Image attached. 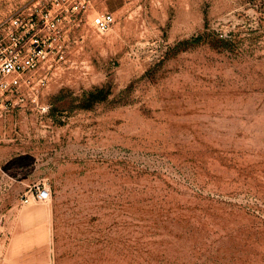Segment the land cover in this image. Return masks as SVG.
I'll return each instance as SVG.
<instances>
[{
  "label": "rangeland",
  "instance_id": "1",
  "mask_svg": "<svg viewBox=\"0 0 264 264\" xmlns=\"http://www.w3.org/2000/svg\"><path fill=\"white\" fill-rule=\"evenodd\" d=\"M38 1L0 0V23ZM100 12L0 117V264L27 230L50 264H264V0Z\"/></svg>",
  "mask_w": 264,
  "mask_h": 264
},
{
  "label": "built area",
  "instance_id": "2",
  "mask_svg": "<svg viewBox=\"0 0 264 264\" xmlns=\"http://www.w3.org/2000/svg\"><path fill=\"white\" fill-rule=\"evenodd\" d=\"M95 0H40L26 17L16 14L0 23V117L16 106L14 100L22 89L32 88L33 79L43 86L65 63L69 41H75L87 22L103 34L114 22L109 12L89 18ZM30 100L37 105V96ZM46 112L49 105L40 104ZM38 200L50 198L48 190L36 192ZM26 201V200H24Z\"/></svg>",
  "mask_w": 264,
  "mask_h": 264
},
{
  "label": "crops",
  "instance_id": "3",
  "mask_svg": "<svg viewBox=\"0 0 264 264\" xmlns=\"http://www.w3.org/2000/svg\"><path fill=\"white\" fill-rule=\"evenodd\" d=\"M42 223L43 222H38L37 224L39 225ZM32 227L37 228L36 225H31L29 228L27 227V229H31ZM35 232L36 230H27L25 231V234H19L14 237L15 240L17 239L18 244L28 246L20 248L17 254H14L12 258H10L11 261L14 260L13 264H50L49 254L44 253L42 248L44 247L46 239L48 238L35 236L33 235V233ZM38 240H41V242L38 243ZM38 250L41 253L43 252V257L40 258L41 260L39 259L40 253L38 252Z\"/></svg>",
  "mask_w": 264,
  "mask_h": 264
}]
</instances>
